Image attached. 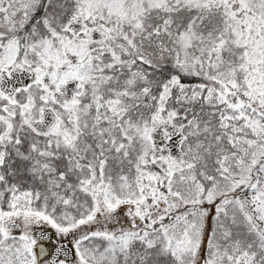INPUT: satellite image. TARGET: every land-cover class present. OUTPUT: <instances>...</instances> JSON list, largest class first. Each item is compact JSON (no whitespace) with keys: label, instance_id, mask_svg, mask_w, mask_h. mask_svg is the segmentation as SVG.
I'll list each match as a JSON object with an SVG mask.
<instances>
[{"label":"snow or ice","instance_id":"6c2138e0","mask_svg":"<svg viewBox=\"0 0 264 264\" xmlns=\"http://www.w3.org/2000/svg\"><path fill=\"white\" fill-rule=\"evenodd\" d=\"M0 264H264V0H0Z\"/></svg>","mask_w":264,"mask_h":264}]
</instances>
